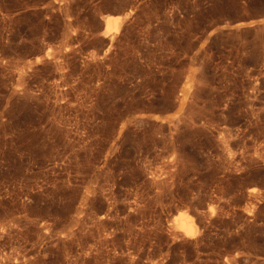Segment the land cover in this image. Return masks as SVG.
Wrapping results in <instances>:
<instances>
[{
	"label": "rangeland",
	"instance_id": "rangeland-1",
	"mask_svg": "<svg viewBox=\"0 0 264 264\" xmlns=\"http://www.w3.org/2000/svg\"><path fill=\"white\" fill-rule=\"evenodd\" d=\"M0 264H264V0H0Z\"/></svg>",
	"mask_w": 264,
	"mask_h": 264
},
{
	"label": "bare ground",
	"instance_id": "bare-ground-1",
	"mask_svg": "<svg viewBox=\"0 0 264 264\" xmlns=\"http://www.w3.org/2000/svg\"><path fill=\"white\" fill-rule=\"evenodd\" d=\"M120 20L121 19H118V17L113 19L112 16H107L105 18L106 27H105V30L103 32L104 35H107L109 32H111V30L114 28V25H115V27L119 26ZM183 220L185 221V225H187V224L190 225L189 229L193 228V219L188 214L183 215ZM185 231L187 232V234L190 233V231L189 232L187 230H185ZM189 235H191V233Z\"/></svg>",
	"mask_w": 264,
	"mask_h": 264
}]
</instances>
